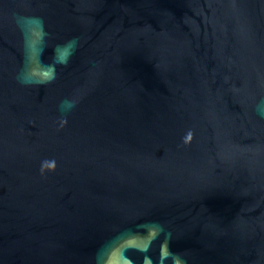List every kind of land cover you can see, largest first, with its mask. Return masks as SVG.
I'll return each mask as SVG.
<instances>
[{
  "label": "water",
  "instance_id": "obj_1",
  "mask_svg": "<svg viewBox=\"0 0 264 264\" xmlns=\"http://www.w3.org/2000/svg\"><path fill=\"white\" fill-rule=\"evenodd\" d=\"M258 106L264 0H0V264H264Z\"/></svg>",
  "mask_w": 264,
  "mask_h": 264
},
{
  "label": "clouds",
  "instance_id": "obj_2",
  "mask_svg": "<svg viewBox=\"0 0 264 264\" xmlns=\"http://www.w3.org/2000/svg\"><path fill=\"white\" fill-rule=\"evenodd\" d=\"M12 21L21 35L24 56L23 67L17 74V81L22 86H42L54 82L57 78V67H67L70 64L72 57L80 47V39L74 37L56 45L52 62L48 64L40 62V71L43 73L41 76L35 70L34 51L38 47L42 55L48 46L50 34L44 19L39 16L15 13ZM77 104L76 98H66L59 108L62 113L67 114L75 109ZM257 111L259 115L264 116V107L258 106Z\"/></svg>",
  "mask_w": 264,
  "mask_h": 264
}]
</instances>
